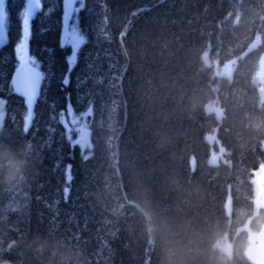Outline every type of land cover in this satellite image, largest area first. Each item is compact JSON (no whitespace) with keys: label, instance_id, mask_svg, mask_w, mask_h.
<instances>
[{"label":"trees","instance_id":"1","mask_svg":"<svg viewBox=\"0 0 264 264\" xmlns=\"http://www.w3.org/2000/svg\"><path fill=\"white\" fill-rule=\"evenodd\" d=\"M23 1L8 0L0 48V264H254L264 0H85L70 71L63 0H42L29 55L45 78L26 133L25 100L8 94ZM66 107L90 112L85 151Z\"/></svg>","mask_w":264,"mask_h":264},{"label":"snow or ice","instance_id":"2","mask_svg":"<svg viewBox=\"0 0 264 264\" xmlns=\"http://www.w3.org/2000/svg\"><path fill=\"white\" fill-rule=\"evenodd\" d=\"M85 0H63V22L64 34L61 41V47L70 45L72 53L68 57L69 71L75 66L78 53L81 47L87 43L86 37L81 33L76 24L69 25V21L73 19L74 14L84 8ZM77 5H79L77 7ZM42 11V0H24L23 9L19 13L21 38L16 45L15 53L18 64L15 68V74L8 86V94H17L24 97L27 114L24 119V132H28L33 119V107L40 94V85L45 78L44 74L39 70V63L29 55L28 41L31 36V21ZM49 12L52 9H48ZM8 0H0V47H3L8 42ZM67 84L68 80L65 79ZM4 85L0 84V90H3ZM6 101L0 99V124L4 121V109ZM71 111V109H69ZM63 120V113L61 114ZM75 117L72 123H75ZM71 139V137H69ZM69 166L68 180H71ZM68 189H65V198H67Z\"/></svg>","mask_w":264,"mask_h":264},{"label":"rangeland","instance_id":"3","mask_svg":"<svg viewBox=\"0 0 264 264\" xmlns=\"http://www.w3.org/2000/svg\"><path fill=\"white\" fill-rule=\"evenodd\" d=\"M78 6L79 5H77V7ZM78 14L79 12L74 14L73 19L69 21V25L76 24L78 26V21H77ZM19 24H20V21H19ZM61 33H62V38H63L64 22H63ZM18 35H19L18 36L19 37L18 42H19L21 38V27H19ZM8 38H9V35H8ZM29 41H28V49H29ZM67 47L71 49V53H72L71 46L67 45ZM15 56H16V53H15ZM205 57H207V54L205 55ZM231 72H232V68L230 64L223 65L222 68H220L218 71V73L224 74L226 77H229ZM254 78H255V86H256V89H258V93H259V99H261L260 101L263 103L264 102V58L260 61L258 65V69L254 75ZM66 108L67 109L63 112L62 123L65 127V130L67 131V135L68 137H71L73 145L76 144L81 151H85L88 145L87 138L89 134L87 117L88 115H90V112L87 111V112H84L83 114H76L70 107H66ZM69 109H71V111H69ZM208 110L212 112L218 111L215 106H210ZM73 117H75V121H76L75 123H72ZM211 156L214 158L215 157L217 158V155H211ZM250 186H252L253 208L255 210L253 215H255L260 210L264 211V165L260 166L256 171L253 172L252 177L250 179ZM249 236H250L249 242L246 246V254H247L249 261L254 264H264V220L262 222L260 232L251 233L249 234ZM229 250L230 248H228V251Z\"/></svg>","mask_w":264,"mask_h":264},{"label":"water","instance_id":"4","mask_svg":"<svg viewBox=\"0 0 264 264\" xmlns=\"http://www.w3.org/2000/svg\"><path fill=\"white\" fill-rule=\"evenodd\" d=\"M22 99H24V97H22V96H20ZM25 100V99H24ZM216 161H217V158L215 157H212V158H210V166H213V167H215V163H216ZM191 164H192V167H193V161H191Z\"/></svg>","mask_w":264,"mask_h":264},{"label":"clouds","instance_id":"5","mask_svg":"<svg viewBox=\"0 0 264 264\" xmlns=\"http://www.w3.org/2000/svg\"><path fill=\"white\" fill-rule=\"evenodd\" d=\"M11 177H9V179H10Z\"/></svg>","mask_w":264,"mask_h":264}]
</instances>
